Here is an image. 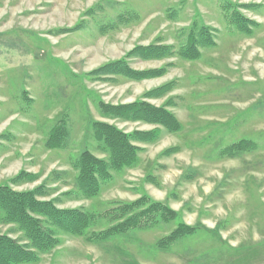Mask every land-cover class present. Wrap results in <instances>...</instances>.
<instances>
[{
	"label": "rangeland",
	"instance_id": "1",
	"mask_svg": "<svg viewBox=\"0 0 264 264\" xmlns=\"http://www.w3.org/2000/svg\"><path fill=\"white\" fill-rule=\"evenodd\" d=\"M228 7L256 22L251 32L237 28ZM120 14L131 20L122 21ZM195 24L216 29V45L197 59H133L131 66L139 70L167 66L142 80L89 76L137 45L159 40L179 48ZM172 82L177 86L161 98L146 96ZM171 96L183 125L178 132L142 144L140 161L116 173L98 198H63L59 205L91 208L144 192L168 202L188 224L220 227L227 250L213 238L189 255L182 248L156 252L153 244L174 226L169 225L104 245L64 235L35 264H264V0H0V184L25 170L37 178L12 187L29 190L53 171L65 172L51 184L50 196H60L74 187L70 155L88 140V116L125 131L155 127L106 117L99 101L144 99L160 106ZM64 113L73 129L70 146L51 149L47 137ZM242 138L258 146L220 154ZM15 226L0 225V231L18 238Z\"/></svg>",
	"mask_w": 264,
	"mask_h": 264
},
{
	"label": "trees",
	"instance_id": "2",
	"mask_svg": "<svg viewBox=\"0 0 264 264\" xmlns=\"http://www.w3.org/2000/svg\"><path fill=\"white\" fill-rule=\"evenodd\" d=\"M99 8L100 4L95 5L88 12H95ZM235 11L233 7L227 8V13L232 16L231 21L233 20L239 30L251 32L256 22L242 15L240 11L235 15ZM118 17L124 22L131 20L125 14ZM82 25L83 23H78L76 27L80 28ZM215 30L203 24H195L188 33L186 43L179 48L160 43L159 40L149 45H137L125 57L99 66L89 72V76L100 79L113 75L129 80L150 78L167 70V66L139 70L131 66L133 59L158 60L174 56L197 59L201 57L202 49L216 45ZM177 83L172 82L153 89L146 96L151 99L161 98L162 94L175 88ZM162 89L165 90L161 92ZM176 105L173 96L167 98L160 106L144 99L117 104L99 101V110L106 117L122 121H143L155 127L150 130L125 131L114 123L88 116L84 133V140H88L84 142L83 148L70 155V163L76 172L73 176L74 187L60 196H50L55 189L51 184L64 178L67 175L65 172L53 171L40 185L29 190H16L12 187L14 184L30 182L37 178L34 173L25 170L9 183L0 184V225L14 223L16 226L13 230L21 232L20 237L14 238L0 231V264L39 263L41 255L58 246L64 235L82 236L89 243L104 245L117 239L129 241L134 239L138 232L168 228L169 225L174 226L166 234L159 236L153 244L156 252L182 248L181 250L189 255L191 250H197L198 245L204 246L213 238L222 244V251L225 252L227 249L225 250L222 242L219 226L210 229L203 224H188L182 220V214L168 202L156 200L144 192L134 200H111L91 208L59 205L63 198H98L104 187L113 182L116 173L134 167L140 161L139 154L145 149L142 144L155 143L165 131L178 132L183 125L171 109ZM60 117L59 122L50 130L46 146L66 150L70 146L73 129L68 124L69 115L64 113ZM89 136L92 137L91 144ZM229 146V151L221 150L220 154L227 155L232 149L242 152L258 145L252 139L242 138ZM166 151L162 155L166 154ZM149 177L151 175H148ZM154 183H157V180ZM23 239L27 242L22 243ZM213 251L221 252L217 248Z\"/></svg>",
	"mask_w": 264,
	"mask_h": 264
}]
</instances>
